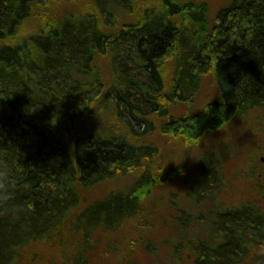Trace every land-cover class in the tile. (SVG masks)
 <instances>
[{"label": "trees", "instance_id": "obj_1", "mask_svg": "<svg viewBox=\"0 0 264 264\" xmlns=\"http://www.w3.org/2000/svg\"><path fill=\"white\" fill-rule=\"evenodd\" d=\"M69 1L0 0V172L11 194L0 199V264L30 263L38 247V264H85L84 245L124 230L138 234L122 252L137 246L154 257L153 241L140 235L152 219L146 202L174 170L132 137L160 125L196 143L264 107V0H235L211 20L206 4L165 0L138 16L134 0H89L82 10ZM207 77L213 98L173 117ZM105 114L117 128L80 134L83 120ZM202 154L213 161L196 167V194L184 187L194 211L173 208V261L162 264H264V248L246 237L258 227L254 215L222 206L221 162ZM125 175H135L127 192L101 194L102 183ZM74 232L78 251L64 242Z\"/></svg>", "mask_w": 264, "mask_h": 264}, {"label": "rangeland", "instance_id": "obj_2", "mask_svg": "<svg viewBox=\"0 0 264 264\" xmlns=\"http://www.w3.org/2000/svg\"><path fill=\"white\" fill-rule=\"evenodd\" d=\"M174 5H183L185 3L206 4L208 8V18L212 19L213 15L221 7L228 5L235 0H170ZM129 2V0H128ZM165 3V0H134L136 7V15L142 16L145 11H151L152 9L157 11ZM91 3L89 0H71L68 3V7L73 10L85 9L87 5ZM115 15L119 18L122 17V12L116 11ZM125 16V15H124ZM130 18V17H128ZM29 30L30 27L27 26ZM130 70V77L144 78L137 73L132 74ZM165 78H170L169 69L164 72ZM215 83L211 77H207L203 80L201 88L197 92L194 100L190 104L182 103L172 108L171 114L176 119L185 117V114L189 112H197L203 108L204 104L213 98L215 93ZM171 116V115H170ZM164 122V120H161ZM157 123V122H156ZM117 124V120L111 118L110 115H100L99 117H89L81 122L79 125V131L81 135H90L98 133L99 131H105V133L112 132ZM158 125V124H157ZM224 125V126H223ZM216 131L205 134L196 143L190 142L186 137H179V139H173L172 136L168 137L163 135L162 126H158L157 130L143 136L132 137L131 141H135L137 144L143 143L148 146L158 148L157 152V165L160 167L172 168L169 180L165 185H160L155 188L153 195L147 199L146 205L149 208L148 213L151 215V221L145 230L140 233L142 239L152 240L153 244L151 249L155 246L154 257L147 254L143 249L134 247L132 251L127 253L122 252V249L126 246L129 240H132L137 234H129L124 231L116 232L114 235L100 234L96 235L88 246H83L80 250L84 251L85 264H162L172 258H168L171 255V249L174 243L172 232L173 219L175 217L174 209H181L184 211L193 212L194 206L189 201L190 198L186 197L187 189L190 193L196 194L197 182L194 180L195 169L198 165H202L203 161L211 162L209 157L204 156L203 151H207L208 155L213 158L216 157L220 160L221 174L224 179V187L219 195V202L224 208H233L235 202L237 206L243 205L245 195V185L242 180H235V170L237 174H243L244 168L242 162L245 159V147H251V141L254 143L256 137L260 136L261 128L264 131V107L261 110H256L253 113H249L244 119H232L228 123H224ZM186 138V139H185ZM255 138V139H253ZM237 154V155H236ZM235 161H239L240 165L235 164ZM179 168L178 172L176 168ZM209 170L216 178V169L214 168V162L210 163ZM175 173V174H174ZM135 179V175H125L117 178L115 181H108L102 183L99 188L101 194L107 192L125 193L129 190V186ZM237 190H234V187ZM185 187V189H184ZM235 192H237L235 201ZM86 198V197H85ZM189 199V200H188ZM87 197L85 201H88ZM242 201V202H241ZM162 215L164 217H162ZM163 219V222L159 220ZM198 225H195V227ZM196 229V228H195ZM197 230V229H196ZM185 230V234H186ZM189 231V230H188ZM188 237H194L198 235L197 232L187 233ZM73 238H66L64 241L67 246L74 247L76 251L79 248L77 246L78 234L72 233ZM192 235V236H191ZM178 236V235H176ZM146 240V241H147ZM96 246L94 247V245ZM88 248H92L86 253ZM257 252L260 248H256ZM38 247L34 251V259L25 264H38L39 255L44 257L45 250ZM260 253V252H258ZM183 260H187V255L182 256ZM41 264H55L52 258H48V261L42 259Z\"/></svg>", "mask_w": 264, "mask_h": 264}, {"label": "flooded vegetation", "instance_id": "obj_3", "mask_svg": "<svg viewBox=\"0 0 264 264\" xmlns=\"http://www.w3.org/2000/svg\"><path fill=\"white\" fill-rule=\"evenodd\" d=\"M256 141H251V147H245V159L243 164L244 173L237 174L235 170V180H242L245 185V195L243 205H235L232 211L235 212L242 206L246 212L253 216L255 223L258 227L247 230V240L250 241V246L255 248H264V131L261 128L260 136L255 135ZM255 139V138H253ZM237 155V154H236ZM240 165L239 161L235 164ZM237 190V187H234ZM237 192H235L236 201ZM242 202V201H241Z\"/></svg>", "mask_w": 264, "mask_h": 264}, {"label": "clouds", "instance_id": "obj_4", "mask_svg": "<svg viewBox=\"0 0 264 264\" xmlns=\"http://www.w3.org/2000/svg\"><path fill=\"white\" fill-rule=\"evenodd\" d=\"M6 173L0 172V199L7 200L10 198V193L7 192V184L5 182ZM20 206H16V210L18 211Z\"/></svg>", "mask_w": 264, "mask_h": 264}, {"label": "bare ground", "instance_id": "obj_5", "mask_svg": "<svg viewBox=\"0 0 264 264\" xmlns=\"http://www.w3.org/2000/svg\"><path fill=\"white\" fill-rule=\"evenodd\" d=\"M125 71H127L128 73H130V71H129V70H127V69H125Z\"/></svg>", "mask_w": 264, "mask_h": 264}]
</instances>
